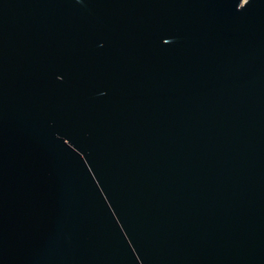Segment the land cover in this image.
<instances>
[{
	"label": "water",
	"instance_id": "water-1",
	"mask_svg": "<svg viewBox=\"0 0 264 264\" xmlns=\"http://www.w3.org/2000/svg\"><path fill=\"white\" fill-rule=\"evenodd\" d=\"M0 264H264V0H0Z\"/></svg>",
	"mask_w": 264,
	"mask_h": 264
}]
</instances>
